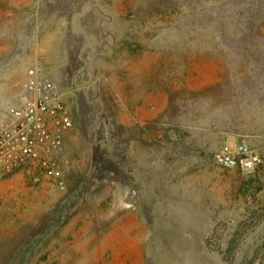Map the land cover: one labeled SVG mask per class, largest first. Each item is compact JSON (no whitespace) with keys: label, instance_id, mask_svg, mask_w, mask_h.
<instances>
[{"label":"rangeland","instance_id":"obj_1","mask_svg":"<svg viewBox=\"0 0 264 264\" xmlns=\"http://www.w3.org/2000/svg\"><path fill=\"white\" fill-rule=\"evenodd\" d=\"M35 73L64 187L0 178V264H264V0H0V127Z\"/></svg>","mask_w":264,"mask_h":264},{"label":"built area","instance_id":"obj_2","mask_svg":"<svg viewBox=\"0 0 264 264\" xmlns=\"http://www.w3.org/2000/svg\"><path fill=\"white\" fill-rule=\"evenodd\" d=\"M24 99L12 106L0 127V178L37 164L63 188L60 157L74 118L51 80L35 73L23 83ZM214 160L224 167L254 170L261 160L243 145L223 148Z\"/></svg>","mask_w":264,"mask_h":264}]
</instances>
